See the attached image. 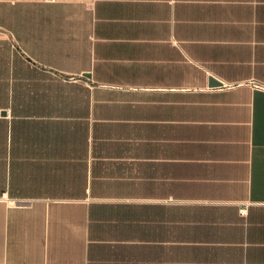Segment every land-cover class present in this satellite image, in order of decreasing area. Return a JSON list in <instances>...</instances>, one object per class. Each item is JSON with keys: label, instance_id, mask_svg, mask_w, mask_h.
I'll return each instance as SVG.
<instances>
[{"label": "crops", "instance_id": "1", "mask_svg": "<svg viewBox=\"0 0 264 264\" xmlns=\"http://www.w3.org/2000/svg\"><path fill=\"white\" fill-rule=\"evenodd\" d=\"M253 83L264 0H0V264H264Z\"/></svg>", "mask_w": 264, "mask_h": 264}, {"label": "water", "instance_id": "2", "mask_svg": "<svg viewBox=\"0 0 264 264\" xmlns=\"http://www.w3.org/2000/svg\"><path fill=\"white\" fill-rule=\"evenodd\" d=\"M207 85H208L209 87H215V86H220L221 83L218 82L215 78L209 76V77H208V81H207Z\"/></svg>", "mask_w": 264, "mask_h": 264}, {"label": "built area", "instance_id": "3", "mask_svg": "<svg viewBox=\"0 0 264 264\" xmlns=\"http://www.w3.org/2000/svg\"><path fill=\"white\" fill-rule=\"evenodd\" d=\"M251 86L252 87H256V88H259V89H263L264 90V85L263 84H255V83H253V84H251Z\"/></svg>", "mask_w": 264, "mask_h": 264}]
</instances>
